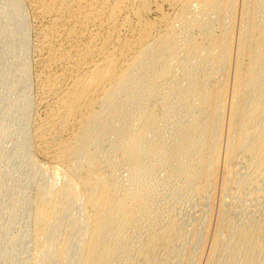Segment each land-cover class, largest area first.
I'll return each instance as SVG.
<instances>
[{"label":"bare ground","instance_id":"bare-ground-1","mask_svg":"<svg viewBox=\"0 0 264 264\" xmlns=\"http://www.w3.org/2000/svg\"><path fill=\"white\" fill-rule=\"evenodd\" d=\"M26 1L36 47L25 3L0 0V155L39 184L24 204L0 169V261L203 264L209 244L204 264H264V0ZM146 176L187 209H156Z\"/></svg>","mask_w":264,"mask_h":264},{"label":"rangeland","instance_id":"rangeland-1","mask_svg":"<svg viewBox=\"0 0 264 264\" xmlns=\"http://www.w3.org/2000/svg\"><path fill=\"white\" fill-rule=\"evenodd\" d=\"M26 0H22V4L24 5V3H25V5H24V7L25 6H27L26 7V11L24 12V13H26L25 15V18L27 19V21H29L27 24H28V36H30V38L31 39H29L30 40V44H31V46H35L36 47V42H37V29H35V26H37V20L35 19V17H34V15H33V13L31 14L30 12H32V10L30 11L29 10V5H28V3H27V1L25 2ZM29 7V8H28ZM30 11V12H29ZM29 13V14H28ZM29 16V17H28ZM29 18H30V20H29ZM35 20H34V19ZM33 22V23H32ZM36 23V24H35ZM30 25V26H29ZM29 27H30V29H29ZM29 31H30V33H29ZM35 31V32H34ZM29 34H31V35H29ZM34 34H36L35 36H34ZM34 39H36V40H34ZM35 42H34V41ZM33 41V42H32ZM34 43V44H33ZM35 47H33V48H29V51H31L30 52V54L28 55V61H29V64H30V75H31V79H30V85H31V88H30V86H29V89H28V93L30 94L31 93V95H30V99H31V103H32V107L33 108H31L32 110L30 111V113L29 114H31V118L29 117L28 119V121L26 122V124H28V126L25 124V126L23 127V130H25V132H27V133H25L24 131H23V134L24 135H26L27 136V138L30 140V142L32 143L33 142V136L31 137V135H33V132H34V126L36 125L35 123L37 122V119H39V117H43L44 116V114L43 113H45V108H44V106L42 107V106H39L38 104H37V100H38V93L39 92H37L38 91V83L36 82V80L37 79H35L34 77H36L35 76V74H37V72H38V70H39V68H40V64H39V59H38V56L35 54V53H37V51H36V49H34ZM34 50V51H33ZM34 53H33V52ZM36 51V52H35ZM32 54V55H31ZM34 54V55H33ZM29 56H30V58H29ZM35 57V58H34ZM30 59V60H29ZM38 61H37V60ZM30 61H31V63H30ZM32 64V65H31ZM33 64H34V66H33ZM35 71H37V72H35ZM33 83V84H32ZM35 83H37V84H35ZM33 85V86H32ZM31 89V90H30ZM37 90V91H36ZM29 91H31V92H29ZM2 91L0 90V96H1V93ZM37 93V94H36ZM32 96V97H31ZM37 96V97H36ZM36 97V98H35ZM34 99H36V100H34ZM0 103H1V97H0ZM37 104V105H36ZM36 106V107H35ZM39 106V107H38ZM1 107V106H0ZM35 108H38V109H35ZM44 110V111H43ZM0 111H1V109H0ZM1 115V114H0ZM40 115V116H39ZM33 119V120H32ZM0 120H1V116H0ZM166 120V119H165ZM165 120L163 121V123L165 122ZM168 122V123H167ZM162 123V124H163ZM165 125V126H164ZM164 129L165 130H167L168 129V127L170 128V126H171V122L170 121H168V119L166 120V122L164 123ZM26 127V128H25ZM34 129V130H33ZM31 139H32V141H31ZM8 142V143H7ZM7 142H6V140H5V142L3 141V143H5V145L2 143L1 145H2V149L5 151V154H6V152L8 153H10V155L11 154H13L14 152H12V151H14V149L13 148H11L10 149V147H12L13 145L11 144V142H9V140H7ZM11 145H10V144ZM6 144H7V146H6ZM3 145H4V147H3ZM10 145V147L8 148V146ZM33 146H34V142H33V144H32ZM14 147V146H13ZM9 150H8V149ZM6 149H7V151H6ZM34 151V150H33ZM9 153H8V155H9ZM34 154H33V156H34V158L37 160H39L41 163H47V161H46V159L43 157V156H41V155H39L36 151H34L33 152ZM7 154H6V156L4 155H2V157H4V159L1 157V155H0V164L2 165H0L2 168H0V169H2V171H4V172H7L9 175H11L10 177L12 178V180L15 182L16 181V186H17V188H18V186H20L19 188H21L22 187V189H19V190H21V192H19V194L20 193H22V190H24L25 191V189H26V192L28 193V195H27V193H26V195H23V193H22V196H21V199H22V201L24 202V204H28L29 203V196L30 195H32L33 194V192L31 191V189L32 190H34V192L37 190V188H38V184L39 183H37V181H36V183H35V181L34 182H30V181H26L27 180V176L26 177H24L23 176V174H25L26 173V167H25V165L23 164V163H21V160H20V158L19 157H17V155L14 153V156L15 157H13V160L11 161V158H12V156L13 155H11V156H8ZM10 157V158H9ZM14 158H15V160H14ZM2 159V160H1ZM1 161H2V163L4 164H7V165H5L4 164V166H3V164L1 163ZM10 162H11V164H10ZM8 164H9V166H11V167H7L8 166ZM20 164H23V165H21V167H19V165ZM6 166V167H5ZM24 169H23V168ZM21 168V169H20ZM5 169V170H4ZM23 169V170H22ZM9 170H11V171H9ZM22 171V172H21ZM23 172H25V173H23ZM23 173V174H22ZM26 175V174H25ZM159 176H161L160 174H154V179H156L155 177H159ZM15 178L17 179V180H15ZM23 178H25V179H23ZM157 179H159V178H157ZM22 180V181H21ZM146 180V181H145ZM152 181L151 179H150V177L149 176H146V177H144L143 178V181H144V183L145 184H143V183H141V182H143V181H141V182H139V181H136V183H138V185L139 186H141L142 184V186H146L147 185V187H148V185H149V189H150V187L152 186V188H154V189H150L151 191H150V195H152V196H150V199H151V197H153V195L154 194H156L157 192L158 193H161V195H162V197H160V198H158L159 196H157V195H155L154 197H155V200H154V204H156V206H155V208L156 209H160V207H161V205L162 204H165V203H163L164 201H170L169 202V204H170V207L172 208V206L173 207H177V208H172V210L174 211V212H176L177 210H180V212H181V210H182V212L183 211H185L186 209H187V206H188V204H190L189 203V201L185 198V195H184V193H183V191H180L179 189H177V188H175V186H170V187H167L164 183H161V182H150V181ZM22 182L21 183V185L19 184L20 182ZM26 181V182H28V183H26V184H24V182ZM147 182H148V184H147ZM18 183V184H17ZM31 183H32V187H30L31 186ZM29 184V185H28ZM36 184H37V186H36ZM153 184V185H152ZM157 184V185H156ZM22 185H24V188H23V186ZM26 185H28L29 186V188L28 187H26ZM130 185V184H129ZM135 185H137V184H135ZM156 185V186H155ZM36 189H35V188ZM153 190H154V192H153ZM180 192H179V191ZM157 191V192H156ZM31 192V194H29ZM152 192V193H151ZM156 192V193H155ZM179 193V194H178ZM182 196H181V195ZM21 195V194H20ZM212 195H214V197L211 199V206L212 207H214L216 204V206L217 207H214V208H212L211 206H209L210 208L209 209H211V214L209 215V216H211V217H213V220L214 221H212V218L211 217H209V220H211V223L212 224H215L216 223V220L215 219H217V214H218V210L221 208V206L223 205V203L221 202L220 203V201H219V199H218V197L217 196H215V194H212ZM25 196H26V199H25ZM179 196H181V197H184L185 198V200H187V203H186V201L184 200V198H182L181 199V197H179ZM22 197H24V198H22ZM27 197H28V200H27ZM153 197V198H154ZM157 198V199H156ZM216 198V199H215ZM158 199H160V200H158ZM218 199V200H217ZM158 200V201H157ZM176 200V201H175ZM215 200H217V201H215V203H214V201ZM26 201V202H25ZM27 201H28V203H27ZM150 202H151V200H149ZM156 201V202H155ZM160 201V202H159ZM182 201H185V202H182ZM217 202V203H216ZM220 203V205L221 206H219L218 204ZM161 205H160V204ZM213 204H215V205H213ZM242 204V203H241ZM187 205V206H186ZM245 205V204H244ZM240 206H242L243 207V204L242 205H240ZM184 207V208H183ZM185 207H186V209H185ZM245 207V206H244ZM243 207V208H244ZM216 208H218L217 209V211H216ZM179 212V211H178ZM217 212V213H216ZM19 218H20V221H17V220H19ZM18 219H16L15 221H12L11 223H9V222H5V221H3V222H1V225H4L5 227H6V225H7V223H8V227L10 226L11 227V225H12V229H10V231H9V233H10V236H15V234L17 233L18 235H22V234H25L27 231H30V229H31V227H30V225H31V220L29 219H27L26 220V218H24V220L22 219L23 217H19ZM22 220V221H21ZM23 221H26V222H23ZM30 221V222H29ZM14 222H15V224H14ZM29 222V223H28ZM215 222V223H214ZM4 223V224H3ZM22 223H24V225L22 224ZM30 224V225H28V224ZM16 226V229H14L15 228V226ZM20 224H22L21 226H20ZM26 225V226H25ZM28 225V226H27ZM9 227V228H10ZM14 227V228H13ZM21 227V228H20ZM26 228V231H25V229L24 228ZM29 227V228H28ZM23 228V229H22ZM28 228V229H27ZM20 229V230H19ZM213 229V227L210 229L211 231H208L210 234H212L214 231L212 230ZM12 230H14L13 232H12ZM24 230V231H23ZM19 231V232H18ZM11 232H12V235H11ZM16 232V233H15ZM21 233V234H20ZM14 234V235H13ZM5 238H7V237H5V234L4 235H0V240L2 239L3 240V242H1L0 241V243H4V241H6L5 240ZM31 245V244H30ZM209 246V244H206L205 246H206V248H205V252L203 253L204 255H202V257H204L203 259H202V257H201V263H202V260H204V261H206V259H208L209 257H208V246ZM27 247H29L28 246V244H27V246H26V249H28V250H26L25 248L24 249H21V250H19V252L17 253V256H16V258H15V261H14V264H22V262L23 261H21L22 259L24 260V258L27 256V254H28V252H30L31 250H29V249H31L30 247H32V246H30L29 248H27ZM24 250V251H23ZM27 252H26V251ZM206 254V255H205ZM26 255V256H25ZM207 256V257H206ZM3 261V260H2ZM2 261H0V264L2 263L3 264V262ZM20 261H21V263H20ZM204 261H203V264H204ZM200 262H198V263H195V264H199ZM175 264H177V263H175ZM179 264V263H178Z\"/></svg>","mask_w":264,"mask_h":264}]
</instances>
